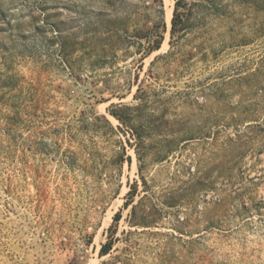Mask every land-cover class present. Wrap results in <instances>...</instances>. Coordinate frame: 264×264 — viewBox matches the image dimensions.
<instances>
[{
	"label": "rangeland",
	"instance_id": "rangeland-1",
	"mask_svg": "<svg viewBox=\"0 0 264 264\" xmlns=\"http://www.w3.org/2000/svg\"><path fill=\"white\" fill-rule=\"evenodd\" d=\"M0 264H264V0H0Z\"/></svg>",
	"mask_w": 264,
	"mask_h": 264
},
{
	"label": "trees",
	"instance_id": "trees-1",
	"mask_svg": "<svg viewBox=\"0 0 264 264\" xmlns=\"http://www.w3.org/2000/svg\"><path fill=\"white\" fill-rule=\"evenodd\" d=\"M117 219V217H115V220ZM111 250V243H104L101 245V250H100V254L101 255H106L110 252Z\"/></svg>",
	"mask_w": 264,
	"mask_h": 264
},
{
	"label": "bare ground",
	"instance_id": "bare-ground-1",
	"mask_svg": "<svg viewBox=\"0 0 264 264\" xmlns=\"http://www.w3.org/2000/svg\"><path fill=\"white\" fill-rule=\"evenodd\" d=\"M170 19V18H169ZM170 21V20H169Z\"/></svg>",
	"mask_w": 264,
	"mask_h": 264
}]
</instances>
